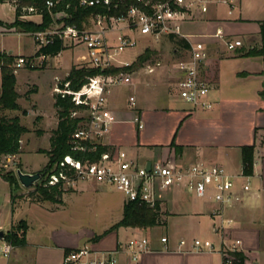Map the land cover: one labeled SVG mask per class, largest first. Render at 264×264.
<instances>
[{"label":"crops","instance_id":"0c3cea01","mask_svg":"<svg viewBox=\"0 0 264 264\" xmlns=\"http://www.w3.org/2000/svg\"><path fill=\"white\" fill-rule=\"evenodd\" d=\"M4 3L15 8L13 1ZM196 18L201 29L182 33L191 35L185 38L189 44L200 42L209 53L204 74L212 85L208 93L212 108L203 110L183 101L176 90L179 74L175 63H160L158 67L161 68L148 73L149 79L144 84L131 80L127 99L123 98L120 90L110 89L106 94V107L115 121L103 136L102 143L114 150L126 151L140 165L173 162L187 166L195 161L220 164L235 176L239 185L243 181L237 177L242 169L240 148L255 144L251 189L240 203L224 208L222 212L231 223L224 229H218L220 218L214 214L218 209L217 203L205 197L204 206L191 204L180 197L184 190L174 187L162 194L159 203L161 217L167 215L163 218L164 224L158 225L167 229L159 240L147 233V228L119 226L110 229L122 218L123 194L118 207L113 209L114 212L109 211L107 223L99 229L85 228L79 222L62 221L49 229L43 219L63 212L65 199L62 197L60 204L36 201L20 187L10 186L0 176L5 182L4 187L7 185L3 190L6 215L0 220V230L6 233L19 220H25L27 224L25 243L12 247L7 254L2 252L7 242L0 238V264H64L66 250L84 247L89 250L90 256L112 255L117 260L116 264H133L126 247L127 241L133 237H146L149 242V249L142 253L137 264H223L217 249L224 242L236 239L240 240L239 250L245 256L244 264H264V0H237L230 14L225 6L220 5L211 7L203 16L197 15ZM0 22H3L0 34H29L16 27H7V22ZM55 24L59 23L54 21L51 25ZM217 28H221L228 38L241 40L242 46L234 51L226 50L223 43L212 36ZM249 49H262L263 54L246 55ZM182 50L174 48V53ZM0 51L13 54L9 46ZM17 75L18 72H15V88L20 95ZM142 88L148 90L144 95L137 93ZM53 95L52 91L51 119L49 114L45 115L40 108H36L42 115L40 120H57ZM130 96L135 100L133 106L129 104ZM19 98L18 105L24 107ZM172 142L182 150L176 151L170 146ZM25 172L31 171L28 169ZM102 185L96 183L95 189H103L99 188ZM171 194L172 198H169ZM165 204L168 208L162 210ZM23 212L21 219L16 217ZM38 217L41 223L34 232L32 224ZM194 232L202 236L195 237ZM162 237H166L167 241L161 242ZM182 238L210 240L214 249L196 251L187 244L179 247L178 242Z\"/></svg>","mask_w":264,"mask_h":264},{"label":"built area","instance_id":"2783aa9c","mask_svg":"<svg viewBox=\"0 0 264 264\" xmlns=\"http://www.w3.org/2000/svg\"><path fill=\"white\" fill-rule=\"evenodd\" d=\"M57 0H46L48 9L54 7ZM82 7L100 9L90 14L87 21L91 28L75 24L50 25L45 30L31 32L35 42V51L58 38L66 48L82 47L78 61L85 67L108 69L111 67L130 66L133 60L124 61L120 54L127 49L135 47L141 38H149L158 42L163 36L179 35L187 38L191 35L181 31V23L193 20L197 15H204L211 7L225 6L230 14L237 4V0H136L127 6L124 13L115 14L120 5V0H78ZM27 12H36L34 7H24ZM27 15H22L25 17ZM58 23V22H57ZM200 36H204L201 34ZM219 39L228 51H234L242 46V41L225 36L221 28L212 34ZM35 51L28 57L18 55L11 67L14 73L18 68H33L42 64L49 57H59L62 51L54 56L44 54L35 55ZM184 56L174 64L179 77L176 90L179 97L199 109H210L213 103L208 99L212 87L211 82L204 74L209 53L200 42L190 43L189 47L182 50ZM160 66V62L146 64V72L152 73ZM1 83V75H0ZM131 83V74L120 71L118 73H100L90 77L78 90L56 89L62 94L69 95L71 101L78 106H85L88 118L85 125L78 127L71 135L73 149H84V142L99 143L106 134L114 116L106 107V94L116 84ZM129 104L133 106L135 100L129 97ZM76 111L72 112V116ZM137 121V118H135ZM95 149V146H92ZM59 171L51 172L46 179L47 185L64 182L74 185L78 181L106 183L119 191L124 196L125 202L137 201L149 206L160 203L162 194L174 187L181 188L197 198L210 197L218 204L214 214L220 218L218 229H224L231 220L223 216V209L233 207L243 200L244 194L251 189L249 175H244L242 170L237 177L243 181L239 185L235 176L220 164H208L195 161L187 166L177 165L173 162L150 163L140 165L130 158L126 151L112 149L105 151L95 160H79L71 155H66L59 162ZM216 228V229H217ZM167 238L162 237L161 242ZM179 247L186 244L192 250L201 251L214 249L212 241L207 239L192 238L180 239ZM240 240L224 242L217 252L222 257L223 264H233L232 252L240 251ZM126 247L137 264L143 252L149 248L146 237L130 238ZM12 245L5 243L2 252L7 254ZM68 264H116L117 260L112 255L100 257L90 256L89 250L84 247L70 251L64 258Z\"/></svg>","mask_w":264,"mask_h":264},{"label":"rangeland","instance_id":"374dc122","mask_svg":"<svg viewBox=\"0 0 264 264\" xmlns=\"http://www.w3.org/2000/svg\"><path fill=\"white\" fill-rule=\"evenodd\" d=\"M0 20L7 22L8 24L14 22L15 8L11 4L0 3ZM20 20L40 23L42 17L39 13H32L25 17H20ZM190 21L195 22L181 23L182 32L189 30L194 32L201 29L197 18ZM2 23L0 22V25H2ZM85 27H92L87 19L85 20ZM16 28L22 31L20 28ZM179 37L180 36L177 35L176 39H179ZM174 39L171 40L170 37L163 36L158 42H155L149 38H141L139 40L140 42L135 47L127 49L120 54L119 58L121 60H133L134 63L136 62L138 56L143 54L145 50L149 48V52L146 53V59L140 64H133L132 71L129 72L131 74L132 82L144 84L145 80L149 79L147 75L148 73L145 71L147 63L154 64L159 61L162 64L167 63L168 65H172L177 61L176 59L182 56L183 51H179L177 54L174 53V48L178 47ZM4 46H9L13 49V54H11L13 61L11 64L18 55L28 57L33 54L36 47L30 33L19 34L16 32L0 34V49ZM80 52H83L82 47L66 48L62 51L59 57H49L42 64L33 68L23 67L17 69L16 72H18V81L21 86H19V91L21 92L19 95V102L24 107H20L18 110H1L0 115L7 118L15 115L19 116V119L21 117L20 122L28 128V132L21 136V155L0 156V171H13V173H15L16 169L20 168L23 172L28 171L29 169L31 171L30 173H33L41 171L45 167L48 157L46 153L40 150L49 149V138L53 129H55L57 125V120H40L42 115L38 114L36 108H40L45 115L49 114L52 91L53 94L56 92L57 84L63 80L65 71L72 66H84L77 58ZM4 53L6 52L4 51ZM156 68L160 69L161 67ZM25 83L29 84H27V86H22L25 85ZM110 89L113 91L120 90L123 98H128V84H116ZM146 91L148 90L142 88L137 90V93L144 95ZM36 92V96L32 97V95ZM23 110L25 113L22 112ZM54 116L57 118L56 112L54 113ZM74 116H83L84 119L87 120V110L76 111ZM51 117L52 115L50 116L49 114V119H51ZM79 125L83 126L85 125V122L79 123ZM53 167L51 170H53ZM49 173L45 175L44 179L48 178ZM4 184L5 182L0 177V220H2L6 215L7 207L4 201L3 191L7 185L4 187ZM95 184L96 182L87 181H78L74 185L62 182V197L66 202L65 210L57 216H47L48 219L42 217L44 218L43 222L45 223V226L50 229V227H55L56 224L62 221L66 223L79 222L80 225L85 228L99 229L103 223H107L110 217L109 211L114 212L113 209L118 207L120 199L122 198V193L106 183H102L103 185L99 187L103 189L97 190L95 189ZM17 187H20L27 195L29 194L30 197H32L29 192H31L33 186L24 188L19 184ZM170 197L172 198V194L169 198ZM180 197L187 200V202L191 204L204 206V198H197L186 191H183L180 194ZM162 208V210H165L164 208L167 210L168 205L165 204ZM22 215H24V212L16 217L21 219L23 217ZM166 217L167 215L161 217V219ZM36 219L37 221H34V224H32L34 232L37 231L38 224L41 223V219L39 217ZM7 221H9V218L6 222ZM17 222L14 225H16ZM147 233L159 240L161 234L167 233V229L164 226H157L154 228L150 227L147 228ZM193 235H195V237L202 236L201 234L195 232Z\"/></svg>","mask_w":264,"mask_h":264},{"label":"trees","instance_id":"16d2710c","mask_svg":"<svg viewBox=\"0 0 264 264\" xmlns=\"http://www.w3.org/2000/svg\"><path fill=\"white\" fill-rule=\"evenodd\" d=\"M6 1H13L15 3V20L13 23L6 24V26L18 27L24 32L29 33L45 30L54 21L66 25L75 24L81 27L90 14L100 10L94 7H82L78 4V0H57L56 5L50 9H48L45 5L46 0H0V3H4ZM135 2L136 0H120L119 8L113 11V13H124L127 6ZM24 7H34L36 12L29 13L22 9ZM57 12H65L68 16L63 19H55L54 14ZM32 13L41 14L42 20L40 23L20 20L22 15H29ZM169 37L171 40L175 38L174 41L178 48L186 49L189 47V42L185 38L179 37V39H176L177 35H170ZM63 50H65V47L58 38H55L51 44L39 47L35 51V55L44 54L54 56L59 51ZM148 52L149 48H147L143 54L138 56L136 62L125 67L100 69L85 66H72L68 73L64 76L63 80L57 84V88L60 90H78L89 80L90 77L96 76L100 73L115 74L120 71L129 73L132 71L133 64H140L146 59V53ZM255 53L263 54V50L249 49L245 52L246 55ZM11 57V54L0 51V111L18 110L20 108L17 103L19 94L15 88V73L13 72V68L10 66L13 61ZM53 98V106L57 115V125L55 129H53L49 138V149L40 150L47 154L48 160L45 167L40 171L44 172V175L40 181L33 186V190L30 193L36 201L60 204L62 203L63 194V190L61 188L62 182L60 181L55 185H47L46 179H44L45 175L49 172H58L60 169L59 162L63 160V157L66 155H71L73 158L79 160H95L101 153L112 150V148L102 142L91 143L86 141L83 143L85 146L84 149H73L71 135L78 127L81 126L79 123L86 122V119H84L83 116H72L71 114L73 111L86 110V107L83 105H75L71 101V97L69 95L62 94L59 91L54 93ZM22 112L25 113L24 110ZM26 132H28V128L21 124L19 116L15 115L7 118L0 115V156H12L20 153L21 136ZM93 145L95 146V149H92ZM170 146L176 151L182 150L181 147L175 145L173 142ZM240 152L242 173L244 175L251 176L254 166L255 144L241 146ZM52 167L53 170H51ZM0 176L12 187H17L19 185L18 179L13 171H0ZM161 214L162 212L159 203H156L155 206L151 207L145 203L140 204L137 201L125 202L123 206L122 218L111 226L110 229H114L119 226L150 228L162 225L164 224V220L161 219ZM26 229L27 224L25 220H19L16 225H13L10 230L4 233L3 239L7 243L11 244L12 247L23 245L25 243L24 233ZM70 251L73 250H66V254ZM231 255L233 257V264H244L245 256L241 251L232 252Z\"/></svg>","mask_w":264,"mask_h":264},{"label":"water","instance_id":"95a60500","mask_svg":"<svg viewBox=\"0 0 264 264\" xmlns=\"http://www.w3.org/2000/svg\"><path fill=\"white\" fill-rule=\"evenodd\" d=\"M68 15L65 12H57L54 14L55 19H63L67 17ZM150 163L146 164V168L149 169ZM16 177L18 179V182L21 186L24 188H29L31 186H34L37 182L40 181L42 176L44 175V172H23L20 168L16 169L15 171ZM4 232L0 231V238H3Z\"/></svg>","mask_w":264,"mask_h":264}]
</instances>
